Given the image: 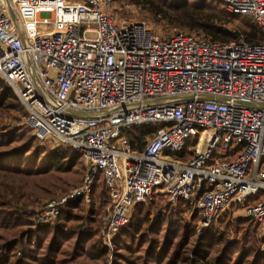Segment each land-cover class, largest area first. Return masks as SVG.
Wrapping results in <instances>:
<instances>
[{
	"label": "built area",
	"instance_id": "obj_1",
	"mask_svg": "<svg viewBox=\"0 0 264 264\" xmlns=\"http://www.w3.org/2000/svg\"><path fill=\"white\" fill-rule=\"evenodd\" d=\"M221 1L261 37L211 41L118 19L115 0H0V79L38 143L71 147L85 167L81 184L35 208V223L88 203L101 171L105 245L135 204L159 196L194 200L198 234L230 209L264 233V0ZM148 125L155 132L134 149L128 133ZM186 147L189 158L173 156Z\"/></svg>",
	"mask_w": 264,
	"mask_h": 264
},
{
	"label": "trees",
	"instance_id": "obj_2",
	"mask_svg": "<svg viewBox=\"0 0 264 264\" xmlns=\"http://www.w3.org/2000/svg\"><path fill=\"white\" fill-rule=\"evenodd\" d=\"M133 3L202 39L224 42L242 36L255 42L261 37L248 17L227 11L221 0ZM12 113L15 122L2 123ZM24 115L16 93L0 79V264H105L109 250L99 228L111 198L101 171L94 176L88 205L83 198L70 200L53 224L30 221L35 208L24 205L38 202L24 193L19 180L30 177L45 197L59 198L80 182L84 164L81 154L69 146L39 144L23 123ZM155 130L153 125L135 127L127 137L140 150ZM173 156L187 159L191 151L186 147ZM261 197L259 193L252 200ZM193 204L183 198L172 204L163 197L135 204L128 222L112 238L110 263L264 264V237L258 236V224L251 217L229 219L227 213L219 227L220 217L196 235L187 222V213L192 222L198 219Z\"/></svg>",
	"mask_w": 264,
	"mask_h": 264
},
{
	"label": "rangeland",
	"instance_id": "obj_3",
	"mask_svg": "<svg viewBox=\"0 0 264 264\" xmlns=\"http://www.w3.org/2000/svg\"><path fill=\"white\" fill-rule=\"evenodd\" d=\"M134 0H115V3H114V9H113V12L115 13L116 17L118 19H129V20H149V21H159V23L161 24V26L164 28V29H169V30H172L173 31H179L175 28H173L172 26H170L166 20H161V18L156 15H152L148 10H146V8H144V5L140 4V5H136L133 3ZM230 28H233V25L232 24H229L228 25ZM201 35V34H200ZM16 115L15 113H12V115L10 117H5L2 121V123H14L15 120V116ZM21 123H22V118H21ZM84 170H85V167H84ZM84 173V171H83ZM83 173L81 175V180L80 182L75 185V186H78L79 184H81L82 182V177H83ZM19 179L15 180L16 182H18ZM0 181H2V179L0 178ZM5 181V180H3ZM19 184L22 185V188L23 190L25 191L24 193L27 194L32 200H36V202H38L37 204H32V203H28L27 205H24L25 207H39L41 206L43 203H45L46 201L48 200H51L50 197L48 196H44L42 194V192L40 191V189H37V187L34 185L33 181L31 180L30 177H27L26 179H20L19 180ZM73 186V187H75ZM72 187V188H73ZM70 188L68 190V192L72 189ZM67 192V193H68ZM66 193V194H67ZM65 195V194H64ZM63 196V195H62ZM61 197V196H60ZM90 197V195H89ZM162 196H159L157 198H153V199H158ZM164 198V197H163ZM52 199H57V198H52ZM165 199V198H164ZM90 201V200H89ZM166 201V199H165ZM167 202V201H166ZM86 205H88L87 202H85ZM227 213H230V216H229V219H232L236 216H243L242 213H237L235 212L234 210L230 209V210H225V212L219 216V223L217 224V226L223 221V218L225 216H227ZM152 215V218L154 217V214H151ZM29 218V217H28ZM30 221H33L31 216H30ZM196 221H191V219L189 218V214L187 213V222L188 223H191L192 227L195 229L196 231ZM34 222V221H33ZM257 233H258V236L259 237H264V233H262V231L259 230V225H257ZM219 227V226H218ZM99 233H100V228H99ZM196 235H198L197 231H196ZM101 236V235H100ZM102 244L105 245L102 241ZM107 248H108V261L105 263V264H111L110 262L111 259H112V244L111 245H105ZM19 254V252H18Z\"/></svg>",
	"mask_w": 264,
	"mask_h": 264
},
{
	"label": "water",
	"instance_id": "obj_4",
	"mask_svg": "<svg viewBox=\"0 0 264 264\" xmlns=\"http://www.w3.org/2000/svg\"><path fill=\"white\" fill-rule=\"evenodd\" d=\"M10 15H11L12 19L15 18V15H14V13H13L12 10H10ZM191 97H192L191 95H188V96H183V97H181V98H191ZM201 97L211 98L210 96H202V95H201Z\"/></svg>",
	"mask_w": 264,
	"mask_h": 264
}]
</instances>
